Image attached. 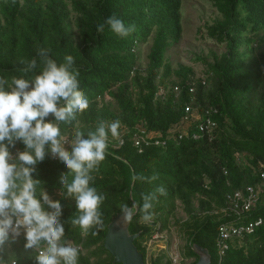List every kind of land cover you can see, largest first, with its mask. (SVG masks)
I'll list each match as a JSON object with an SVG mask.
<instances>
[{"label":"trees","instance_id":"16d2710c","mask_svg":"<svg viewBox=\"0 0 264 264\" xmlns=\"http://www.w3.org/2000/svg\"><path fill=\"white\" fill-rule=\"evenodd\" d=\"M209 2L219 18L205 25L206 36L226 51L212 53L211 62L198 59L205 64L199 77L191 67H173L167 57L182 35L181 0H0V77L30 78L33 73H25L20 60L37 57L39 49L49 50L58 64L71 55L89 107L76 120L60 123L61 135L71 141L77 131H94L100 120L121 122L119 137L109 135L105 159L92 173L91 186L105 196L103 224L87 235L67 222L76 209L59 183L66 167L50 156L36 166L33 178L62 205L64 239L79 246L78 264H117L104 248L108 224L122 203L142 205V194L161 185L167 195L154 202L153 220L142 222L137 211L129 224L145 264L146 243L171 227L185 240L180 264L197 261L192 245L208 251L210 264H264V52L255 55L253 47H264V0ZM113 13L135 31L120 38L106 26L98 34L97 24ZM147 43L142 70L138 49ZM186 108L210 112L213 130L197 139L168 135L187 116ZM52 119L49 115L46 122ZM140 129L160 132L165 144H144L138 152L131 138ZM119 138L124 143L116 147ZM23 149L17 141L9 151ZM137 175L158 179L134 181ZM247 187L256 190L258 200L253 210L236 215L227 208V196ZM179 206L185 220L174 219ZM259 218L263 223L253 233L229 241L219 255L220 225ZM24 243L21 235L0 255L8 264H36V252ZM150 264L173 263L163 253Z\"/></svg>","mask_w":264,"mask_h":264},{"label":"clouds","instance_id":"9594fccd","mask_svg":"<svg viewBox=\"0 0 264 264\" xmlns=\"http://www.w3.org/2000/svg\"><path fill=\"white\" fill-rule=\"evenodd\" d=\"M106 26L120 38L135 31L134 24L126 25L115 13L97 24V33H102ZM20 63L25 65V73H33L30 78L12 77L9 81L0 77V253L6 243L23 235L24 248L36 252V264H78L79 246L64 239L62 205L41 187L39 179L33 178L36 166L50 156L66 167L68 172L60 175L59 183L66 190V197L74 199L76 209L67 222L87 235L91 228L103 224L100 206L105 196L91 186L92 173L105 159L109 135L119 137L121 122L100 120L94 131L86 135L77 131L67 141L61 135L60 123L76 120L89 107L79 88L74 58L66 55L64 62L58 64L49 50L39 49L37 57L21 59ZM49 115L53 119L46 122ZM17 141L24 149L13 155L9 149L15 148ZM132 179L151 183L158 176L137 175ZM165 195L166 189L161 185L142 194V205L122 203L121 218L131 223L139 211L142 222H151L154 202ZM0 264H8L2 255Z\"/></svg>","mask_w":264,"mask_h":264},{"label":"rangeland","instance_id":"374dc122","mask_svg":"<svg viewBox=\"0 0 264 264\" xmlns=\"http://www.w3.org/2000/svg\"><path fill=\"white\" fill-rule=\"evenodd\" d=\"M217 18H219V15L211 6L209 0H181L182 35L180 40L169 49L167 54L173 67L179 65L191 67L194 74L200 77L205 70V64L198 59L203 58L207 62H211L212 53L220 55L226 51L224 45H218L206 36L205 25L211 24ZM253 47L255 55L264 52V47ZM148 48L149 44L147 43L138 49L139 64L142 70L145 69L147 64L146 55ZM65 147L68 148L69 146L66 144ZM195 206H197L196 202ZM185 218V214L179 206L174 219L185 220ZM184 246L185 240L179 237L174 227H171L167 232L155 234L146 243L147 263L150 264L151 259L165 253L173 264H180L183 261L182 253L185 249ZM191 261L185 260L184 264H188Z\"/></svg>","mask_w":264,"mask_h":264},{"label":"built area","instance_id":"2783aa9c","mask_svg":"<svg viewBox=\"0 0 264 264\" xmlns=\"http://www.w3.org/2000/svg\"><path fill=\"white\" fill-rule=\"evenodd\" d=\"M175 91L177 88L174 89ZM187 116L177 125H175L169 132L168 135L175 136L181 139L183 136H191L192 139H197L201 134L210 133L215 127V122L210 117V112L205 111L204 113H198L195 110L186 108ZM196 122V126L193 132H190V126ZM185 125V126H184ZM197 131V132H196ZM161 133L158 131H145L140 129L138 134L132 136L131 140L134 146L141 152L142 145L154 144L164 145L165 140H161ZM124 143L123 138L118 139L116 147L121 146ZM264 179V174L261 175ZM264 184V183H263ZM258 200V193L254 188L247 187L245 192L237 191L232 195L227 196V208L236 215L248 213L254 209L255 204ZM263 223L262 219L252 220L247 223L235 225V224H223L218 228V251L221 256L225 250L228 249V243L231 240L239 239L245 235H249Z\"/></svg>","mask_w":264,"mask_h":264},{"label":"water","instance_id":"95a60500","mask_svg":"<svg viewBox=\"0 0 264 264\" xmlns=\"http://www.w3.org/2000/svg\"><path fill=\"white\" fill-rule=\"evenodd\" d=\"M122 214L114 216L107 226L104 248L117 264H145L143 256L137 251L134 241L138 234H130L129 224L121 218ZM192 251L197 256L194 264H210V256L206 249L192 245Z\"/></svg>","mask_w":264,"mask_h":264}]
</instances>
